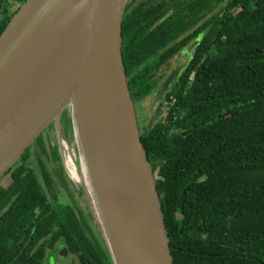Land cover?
<instances>
[{
    "label": "trees",
    "instance_id": "1",
    "mask_svg": "<svg viewBox=\"0 0 264 264\" xmlns=\"http://www.w3.org/2000/svg\"><path fill=\"white\" fill-rule=\"evenodd\" d=\"M23 2L0 0V33ZM145 7H154L148 17ZM205 11L212 14L192 58L155 107L164 110L161 122L138 128L139 139L155 172L171 263L264 264V0L126 5L120 53L127 90L133 105L153 93L157 84L150 73L161 62L138 69L159 48L158 31L182 34ZM61 117L71 139L68 112ZM41 133L16 160L19 175L0 187V264H41L58 240L78 264H112L86 205L97 238L76 206L58 201L60 189L72 205L74 195L81 197L56 145L47 153ZM48 156L55 161L51 168L44 162Z\"/></svg>",
    "mask_w": 264,
    "mask_h": 264
},
{
    "label": "water",
    "instance_id": "2",
    "mask_svg": "<svg viewBox=\"0 0 264 264\" xmlns=\"http://www.w3.org/2000/svg\"><path fill=\"white\" fill-rule=\"evenodd\" d=\"M127 1L24 0L10 18L0 33V178L69 108L78 166L82 151L100 219L87 192L85 205L111 263L172 264L121 59ZM186 62L158 86L149 110Z\"/></svg>",
    "mask_w": 264,
    "mask_h": 264
},
{
    "label": "flooded vegetation",
    "instance_id": "3",
    "mask_svg": "<svg viewBox=\"0 0 264 264\" xmlns=\"http://www.w3.org/2000/svg\"><path fill=\"white\" fill-rule=\"evenodd\" d=\"M140 1H143V0H128L126 5H131L132 6L134 4H137ZM145 8H146L145 16L148 17V16H150L149 8H154V7H145ZM127 9H128V12L130 13L134 9V7H127ZM203 14H204V16H202L200 14L199 19L197 20V22L192 27H190L188 30L184 31L182 34L180 32H178V33L173 34V35L168 34L167 36H162V35H160V33L158 31L160 39H159V42H158L157 46L159 48L153 53V56L150 59H148L149 60L148 64H146V65L141 64V67L138 69V70H142V72H146L149 69L148 65L150 63H152L155 59H158L159 62H161L159 67L154 69V70H151V73H150L152 76L154 75V79L156 81L155 84H157L156 87L153 90V93L146 96V97L149 96L150 102H151V98H152L153 94L155 93V91L157 90L158 86L170 74V72L173 71L176 67L180 66L185 60L187 61L186 62V65H187L189 60L192 58L193 53H194L193 49L199 44V42H200V40L202 38L203 29L201 27H202V25L204 23L205 24L207 23L208 18L212 14V11H208V12L205 11ZM207 27L208 26L206 25L205 26V30L207 29ZM155 28H156V24L154 23L152 26H150L149 30H154ZM181 45H183V46H181ZM182 70L179 71V73L177 74L175 80L168 85V89L170 88V86L172 84H174L177 81V79L179 77V74H180V72ZM166 92H164V93H166ZM146 97H144V98H146ZM159 103L160 102L156 103L154 105V108ZM133 106H134V109H135V104ZM8 186H10V185H8ZM60 190H62V189H60ZM64 195L66 196V198L69 199L70 204H67L63 200H60L59 198H58V201L62 205H66V206H68V207H70L71 209L74 210L73 207L76 206L75 201H74V204L72 205V201L70 200V197H69L68 193L65 192ZM77 209H79L81 211L85 223L91 229V231H92L91 235L94 238H97L96 237L97 230L93 226V224H94L93 221H91L89 216L86 213H84L82 211V209H80L78 207H77ZM74 213L76 214V211H74ZM88 218H89V220H88ZM53 244L54 245L52 246V248H46V250L44 252V255H43V261H42L41 264H51V262L49 261V256L52 253L55 254V255L57 254L58 257H60V261L58 263L56 262L57 264H78L77 263L78 262L77 258L73 254L68 252V250L61 243V241L58 240V241H56Z\"/></svg>",
    "mask_w": 264,
    "mask_h": 264
},
{
    "label": "rangeland",
    "instance_id": "4",
    "mask_svg": "<svg viewBox=\"0 0 264 264\" xmlns=\"http://www.w3.org/2000/svg\"><path fill=\"white\" fill-rule=\"evenodd\" d=\"M21 5V4H20ZM214 9L213 11H215ZM150 106V99L149 96L141 100L140 102L135 104V117H136V122H137V127L141 128L143 126L146 127H151L154 123H157L158 121L161 122L162 120V114H163V109L160 110L159 112H154L155 108L152 109L150 112H148ZM67 112H69V108L66 109ZM148 112V113H147ZM59 124V125H58ZM57 122H54L50 124L47 129H44L41 133L44 134L43 137V147L46 149V152L49 153V149L51 145H56L57 150H58V155L60 159V164L61 166H65V172L68 175L70 180L74 181L75 187L81 191L82 193V200L77 198L76 195L73 196V201H75V204L78 208L82 209L84 213L87 214L85 210V204L90 206V200L88 195L86 194V191L84 187L82 186L81 183L76 182L74 179V172L79 171V166H78V155L76 152V146L72 138H68L64 134V128H65V123L62 120V117H59ZM47 131V134L45 133ZM66 157V158H65ZM28 162L32 163V167L35 169V173L37 175V180L40 183L42 189L44 190L43 184L41 179L39 178L37 174V167L34 161V158L32 155L28 158ZM44 162H46V165L49 166L50 168L55 165V161L51 158V156H48L47 158H44ZM64 163V164H63ZM7 173L0 178V187L5 188L8 185L11 184L13 179L19 175L20 173V165L19 164H13L7 171ZM63 190L58 191V198L60 200H63L67 204H70V201L66 196L64 195ZM84 199V200H83ZM89 220V218H88ZM92 221V220H91ZM92 224V223H91ZM49 261L51 264H55L56 262L58 263L60 261V257L56 254H50L49 256ZM56 263V264H57Z\"/></svg>",
    "mask_w": 264,
    "mask_h": 264
},
{
    "label": "bare ground",
    "instance_id": "5",
    "mask_svg": "<svg viewBox=\"0 0 264 264\" xmlns=\"http://www.w3.org/2000/svg\"><path fill=\"white\" fill-rule=\"evenodd\" d=\"M73 123L74 126L76 128V119L75 116H73ZM66 158V157H65ZM74 179L77 182H81L86 190V192L88 193L92 205H94L98 218L100 219V214H99V208H98V203H97V198H96V192H95V188L87 167V162L86 159L82 153V151L80 152L79 155V172L75 171L74 172ZM76 194V193H75Z\"/></svg>",
    "mask_w": 264,
    "mask_h": 264
}]
</instances>
